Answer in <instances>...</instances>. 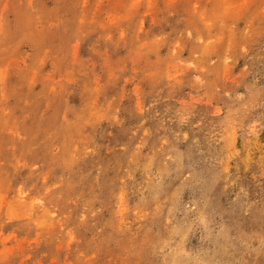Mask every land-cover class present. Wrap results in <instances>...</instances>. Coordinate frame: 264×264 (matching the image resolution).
<instances>
[{"label": "rangeland", "instance_id": "1", "mask_svg": "<svg viewBox=\"0 0 264 264\" xmlns=\"http://www.w3.org/2000/svg\"><path fill=\"white\" fill-rule=\"evenodd\" d=\"M0 264H264V0H0Z\"/></svg>", "mask_w": 264, "mask_h": 264}]
</instances>
